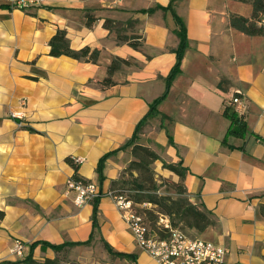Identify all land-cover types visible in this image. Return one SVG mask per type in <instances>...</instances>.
I'll list each match as a JSON object with an SVG mask.
<instances>
[{
    "label": "crops",
    "instance_id": "0c3cea01",
    "mask_svg": "<svg viewBox=\"0 0 264 264\" xmlns=\"http://www.w3.org/2000/svg\"><path fill=\"white\" fill-rule=\"evenodd\" d=\"M173 13L184 24L187 48L158 115L141 128L156 121L152 141L167 164L185 169L191 201L213 222L201 239L224 247L223 264H264V33L248 36L230 26L232 16L252 15V6L238 0H45L27 13L0 0V264L24 259L35 242L76 244L59 253L37 245L36 261L157 264L135 245L110 194L131 160L130 148H120L164 92L175 64ZM260 19L256 26L264 28ZM57 31L73 51L96 50V63L51 57L48 42ZM118 34L127 41L118 42ZM114 60L113 84L104 87ZM237 91L247 104L246 135L225 146L222 111ZM113 151L100 184L98 161ZM73 158L84 160L76 171L66 162ZM70 176L100 190L98 229L91 202L76 207L65 192ZM15 240L23 244L21 257L10 252ZM104 243L133 261L109 254Z\"/></svg>",
    "mask_w": 264,
    "mask_h": 264
},
{
    "label": "trees",
    "instance_id": "16d2710c",
    "mask_svg": "<svg viewBox=\"0 0 264 264\" xmlns=\"http://www.w3.org/2000/svg\"><path fill=\"white\" fill-rule=\"evenodd\" d=\"M174 0H172L173 2ZM242 3H248L252 6V15L250 19H245L242 17L232 16L230 18V26L248 36H257L264 33V28H258L256 26V22L260 19V17L264 16V0H238ZM167 9L171 10V2ZM174 21L178 27L175 31V35L179 39L178 48L175 51L176 61L172 69L170 70L168 76L165 80V89L160 97L155 99L148 108L147 114L137 123L134 133L131 138L120 148V150H124L126 148H130V155L132 159L130 160L127 167L123 170L125 173H128L129 180H124L122 175L118 180L113 181L111 183V190L115 195H121L126 200L132 202L134 211L143 216L145 224L150 232H153L158 235L159 238L164 239L169 236L168 230H161L159 226H157L158 220L160 217H166L168 220L170 227L172 229L176 228L175 220L178 223H182L186 228L196 231L197 233H203L209 226L213 224L210 219L209 213L204 211L198 205L191 203L188 199L185 198H176L172 199L169 197L158 196L155 194V183L150 174L149 166L151 163L160 160L159 156L150 148L146 146H142L135 143L136 136L139 133L140 127L145 123L148 117H153L158 115L156 110L157 106L165 99L168 94L170 85L172 81L176 78V76L180 73V63L184 54L185 49L187 48V38L186 31L182 20L173 13ZM93 20H87L86 25L91 26ZM116 25V24H115ZM104 28L108 30H112L114 28L113 22L109 20H105L103 23ZM118 42L127 41L124 38H121L119 34L116 36ZM129 45L133 48H138V44L136 42H129ZM48 46L50 48L49 55L51 57H60L66 56L71 59L77 61H84L88 63H96L98 58V52L96 50H90L85 47L78 51H73L69 48L68 40L66 39L65 33L63 31H57L54 36L49 40ZM115 60L111 63V65L107 69V76L101 82V85L104 87L111 86L113 82L111 81V75L116 68ZM232 106L227 105L222 111V117L229 122L228 129L225 133V136L222 140V144L227 145L228 138L235 139H244L246 135V124L243 120V116H237L235 112H233ZM115 151L107 153L103 155L98 161L96 173L99 177V182L101 184L103 180L102 169L105 160L110 157ZM66 162L76 171L77 167L73 165L70 159H66ZM162 167L169 172L176 175L183 183L185 177V169L181 166V163L177 164H167L162 163ZM122 171V172H123ZM121 172V173H122ZM132 172H136L137 175L134 176ZM149 174L148 185L146 186L143 180H141L140 175ZM77 178V176H75ZM79 178V177H78ZM121 178V179H120ZM118 189L121 192H118ZM127 189L128 191L134 192L133 194L123 195V191ZM101 197V196H100ZM100 197L95 198L91 201L92 204V228L98 229L97 224V206L98 200ZM141 204H149L152 206H156L159 209V212L154 214L153 211L142 212L136 210V206ZM260 214L262 218H264V205L259 207ZM148 216H147V215ZM2 214L0 213V217ZM150 220L154 224L152 225ZM152 225V226H151ZM178 230V229H177ZM86 243H81L84 245ZM40 245L42 250L50 249L55 253H59L66 246L76 245V244H61V245H53L46 242H35L30 245V253L22 260L15 262L14 264H60V260L55 259H44L43 261H36L33 259L31 255V251L34 247ZM104 248L106 251L114 256H117L122 259L133 261L134 257L132 255L113 252L111 248L104 243Z\"/></svg>",
    "mask_w": 264,
    "mask_h": 264
},
{
    "label": "built area",
    "instance_id": "2783aa9c",
    "mask_svg": "<svg viewBox=\"0 0 264 264\" xmlns=\"http://www.w3.org/2000/svg\"><path fill=\"white\" fill-rule=\"evenodd\" d=\"M45 0H6L9 10L30 12L43 5ZM259 25L264 26V18ZM227 105L232 106L237 116H242L247 104L239 91L235 92ZM16 117V113H11ZM82 158H73L71 162L75 167L83 163ZM65 192L72 194V203L81 207L101 196L98 187L75 176H70L65 181ZM117 207L121 219L126 224L135 245L147 253L157 264H223L225 257L224 247L210 241L198 238H189L177 229H172L166 217H160L157 226L161 230H168L167 238L161 239L157 234L150 232L143 216L134 211L132 202L121 195L110 194ZM23 244L19 240L13 242L10 250L17 257L22 256Z\"/></svg>",
    "mask_w": 264,
    "mask_h": 264
},
{
    "label": "rangeland",
    "instance_id": "374dc122",
    "mask_svg": "<svg viewBox=\"0 0 264 264\" xmlns=\"http://www.w3.org/2000/svg\"><path fill=\"white\" fill-rule=\"evenodd\" d=\"M156 128H157L156 121H152V122L145 124V126H143V128L140 127L139 133L135 139L136 144L143 145V146L148 145L149 147L154 149L160 158V160L151 163L149 166V170H150L149 172H150V174L153 178V181L155 183V186H156V189L154 192L158 196L169 197L172 199L185 198V199H188L191 203H193V201H191V195L188 193V191L184 187L182 181L176 175H174L173 173L169 172L168 170H166L162 167V163L163 162L166 163L165 158L163 157L164 156V150L161 149L158 145H156L152 141V137H151L154 134V132L156 131ZM129 154H130V152H129ZM130 159H132L131 155H130ZM132 173L134 176L137 175L136 172H132ZM121 175H122V178L124 180H129L128 173H125L123 171L121 173ZM148 176H149V174H145V175L143 174L142 176L140 175V177H141L140 179L143 180V182L145 183L146 186L148 185V180H149ZM119 191L121 192L120 189H118V192ZM133 193L134 192L128 191L127 189H125L123 191V195H125V196L128 194H133ZM135 208H136V210L142 211L145 213L147 211H153L154 214L159 212V209L156 206H152L149 204H141V205L136 206ZM150 222L152 225L154 224V221L152 222L150 220ZM175 223H176V228L185 236H187L189 238H198V239L203 238L201 236L202 233H197L194 230L186 228L182 223H178L177 220H175Z\"/></svg>",
    "mask_w": 264,
    "mask_h": 264
}]
</instances>
